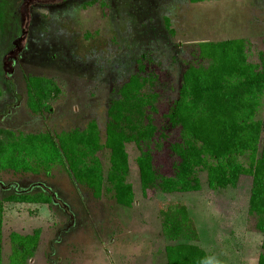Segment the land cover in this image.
<instances>
[{
  "label": "rangeland",
  "instance_id": "rangeland-1",
  "mask_svg": "<svg viewBox=\"0 0 264 264\" xmlns=\"http://www.w3.org/2000/svg\"><path fill=\"white\" fill-rule=\"evenodd\" d=\"M232 38H246L250 59L259 61L264 0H0V129L59 133L83 129L95 119L104 133L109 105L138 72L141 58L157 65L164 81L158 88L167 103L178 96L194 45ZM31 75L60 85L51 112L29 108ZM258 118L264 122V101ZM128 151L136 193L131 208L119 206L107 193L96 199L59 165L49 176L0 172V199L48 190L57 197L52 205L4 203V264L10 262L11 232L37 228L42 229L41 243L27 264H164L165 247L178 243L162 232L160 210L170 203L187 206L208 264H258L264 234L248 229L252 177L242 176L237 187L213 190L207 173L200 171L201 191L160 192L147 199L139 151L134 144ZM100 155L108 167L109 150Z\"/></svg>",
  "mask_w": 264,
  "mask_h": 264
},
{
  "label": "trees",
  "instance_id": "trees-1",
  "mask_svg": "<svg viewBox=\"0 0 264 264\" xmlns=\"http://www.w3.org/2000/svg\"><path fill=\"white\" fill-rule=\"evenodd\" d=\"M166 25L175 34L169 18ZM248 44L246 38L195 44L178 96L167 103L158 88L164 81L157 65L141 58L138 72L123 83L119 97L109 105L104 133L95 119L83 129L59 133L0 129V172L49 176L59 165L96 199L107 193L119 206L131 208L136 193L129 180L128 145L134 144L142 195L147 199L160 192L201 191L200 171L207 173L213 190L237 187L242 176L252 177L248 229L264 234V122L258 118L264 101V52L254 62ZM61 92L52 78H27L28 106L34 113L51 112V101ZM2 95L0 84V99ZM105 149L108 167L100 155ZM5 202L52 205L57 197L48 190L0 199V264H4ZM160 218L164 236L178 242L165 247L164 264H208V251L197 244L200 233L187 206L170 203L160 210ZM41 238V228L27 234L11 232L9 264H27ZM258 264H264V239Z\"/></svg>",
  "mask_w": 264,
  "mask_h": 264
},
{
  "label": "flooded vegetation",
  "instance_id": "flooded-vegetation-1",
  "mask_svg": "<svg viewBox=\"0 0 264 264\" xmlns=\"http://www.w3.org/2000/svg\"><path fill=\"white\" fill-rule=\"evenodd\" d=\"M67 7H68L69 9H72V8H70V7H72V6H70V5H68ZM65 8H66V7H65ZM32 16H33V15H32ZM9 30H10V29H9ZM29 31H30V30H29ZM12 63H13V62H12ZM12 65H13V64H12Z\"/></svg>",
  "mask_w": 264,
  "mask_h": 264
},
{
  "label": "crops",
  "instance_id": "crops-1",
  "mask_svg": "<svg viewBox=\"0 0 264 264\" xmlns=\"http://www.w3.org/2000/svg\"><path fill=\"white\" fill-rule=\"evenodd\" d=\"M202 248H203V246H202V244H199ZM205 249V248H204Z\"/></svg>",
  "mask_w": 264,
  "mask_h": 264
}]
</instances>
